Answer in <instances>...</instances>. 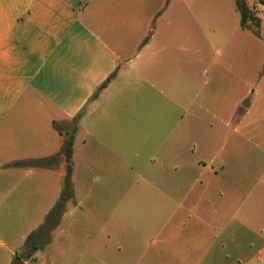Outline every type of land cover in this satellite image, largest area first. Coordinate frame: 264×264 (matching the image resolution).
<instances>
[{
    "label": "crops",
    "instance_id": "1",
    "mask_svg": "<svg viewBox=\"0 0 264 264\" xmlns=\"http://www.w3.org/2000/svg\"><path fill=\"white\" fill-rule=\"evenodd\" d=\"M226 1L0 0V264H264V20Z\"/></svg>",
    "mask_w": 264,
    "mask_h": 264
},
{
    "label": "trees",
    "instance_id": "2",
    "mask_svg": "<svg viewBox=\"0 0 264 264\" xmlns=\"http://www.w3.org/2000/svg\"><path fill=\"white\" fill-rule=\"evenodd\" d=\"M242 1L245 0H235L237 8L241 14V27L247 28L252 23V17L255 15V7H249L245 9L242 5ZM257 5L264 6V0H255ZM254 26L256 28L260 27V22L256 18ZM111 79V78H110ZM109 81V80H108ZM107 83H104L102 87H105ZM75 126L71 130L70 135L66 141L63 150V156L66 162V175L63 182V193L60 200L49 212L46 221L42 224L36 231L28 236V239L25 244V251L29 254H33L38 250L44 249L49 244V234L50 232L58 225L61 216L65 212L66 205L69 201L73 199V183H72V157H73V145L75 139V132L77 130V121L75 120ZM49 161H47L48 163Z\"/></svg>",
    "mask_w": 264,
    "mask_h": 264
},
{
    "label": "rangeland",
    "instance_id": "3",
    "mask_svg": "<svg viewBox=\"0 0 264 264\" xmlns=\"http://www.w3.org/2000/svg\"><path fill=\"white\" fill-rule=\"evenodd\" d=\"M230 1L232 2V0H230ZM246 1H247V4H248L249 7H253V6L255 7V9H254L255 10L254 11L255 15H254V17L251 18L252 19V24L254 25V23L257 20L256 18H260V19L264 20V6L257 5V2L255 0H245V1H242V5L244 6L245 9L247 8ZM223 3H224V9L228 10V7H227L228 6V1L224 0ZM250 26H251V24H250ZM255 42H256V45L258 44L257 46H255V48H250V47L243 46V47H240L236 51L233 52V56H235V57H242V58L246 57L247 58V57L251 56V57L254 58L252 63L246 62L244 64L243 67H247L246 70L240 71V74L243 75L245 81H247V80L250 81V80L253 79L254 74L258 70L259 64L261 63L262 59L264 58V43H259L256 40H255ZM224 53H226V52H224ZM190 55L191 56H195L193 51L191 52ZM206 67L208 69V73L206 75V79L208 80V78H210L211 75L213 74L214 70L212 69V67L209 64ZM191 73L193 75L197 74V72H194L193 70H191ZM197 76L199 78V74H197ZM200 78H201V81H204V75L201 74ZM240 91H241V89H240ZM242 95L243 94L241 93V96ZM221 99H223L224 102H226V103L228 101V104L231 103V98H227L225 94L222 95ZM262 101L263 100L260 99L259 104H261ZM209 119L212 120L211 118H209ZM75 124H76L75 120L70 122L69 125H67L68 129L71 130L72 128H74Z\"/></svg>",
    "mask_w": 264,
    "mask_h": 264
}]
</instances>
